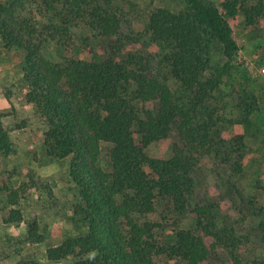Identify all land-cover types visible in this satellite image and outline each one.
<instances>
[{
	"label": "trees",
	"instance_id": "trees-1",
	"mask_svg": "<svg viewBox=\"0 0 264 264\" xmlns=\"http://www.w3.org/2000/svg\"><path fill=\"white\" fill-rule=\"evenodd\" d=\"M27 4L40 6L53 22L42 24L39 30L31 14L25 13ZM237 16L248 27L264 22V0L251 4L222 0L219 6L185 0L178 12L159 8L150 13L145 29L151 42L169 47L163 60L177 85L174 93L152 72L148 57L121 54L125 45L120 34L122 15L114 0H9L0 5V44L23 54V101L34 108L43 126L46 157H71L68 180L76 200L72 218H79L86 228L85 233L66 235L58 245L47 248V262L156 264V258L163 256L171 264H209V250L232 253L239 247L240 237L232 228L217 226L215 204L195 205L193 227L176 231L166 244L155 238L157 224L137 219L154 212L157 198L169 199L175 213H184L194 193L193 172L202 157L213 156L226 165L228 177L242 172L243 134L233 135L229 149L223 150L224 142L211 136L214 112L207 109L205 118L198 116L226 73V64L214 66L210 61L213 45H219L227 62L238 51L229 23ZM78 24L111 40L109 52L89 61L45 59L42 50L49 43L70 47L71 30ZM151 102L156 103L155 111H139ZM241 104L238 122L248 125L256 100L243 93ZM5 116L0 110V157L13 151L11 130L2 121ZM173 128L182 146L172 144L169 159L149 155L148 146L167 141ZM101 143L111 145L107 153L110 171L98 164ZM1 185L4 224L25 223L21 203L30 205L39 186L50 191L31 170L16 187L8 181ZM29 222L25 243H42L40 221L33 217ZM14 264L41 263L30 253ZM232 264H264V259L242 262L233 256Z\"/></svg>",
	"mask_w": 264,
	"mask_h": 264
},
{
	"label": "rangeland",
	"instance_id": "rangeland-1",
	"mask_svg": "<svg viewBox=\"0 0 264 264\" xmlns=\"http://www.w3.org/2000/svg\"><path fill=\"white\" fill-rule=\"evenodd\" d=\"M201 1L219 6L222 0ZM246 1L251 4L256 0ZM8 2L9 0H0V5H6ZM114 3L122 15L120 34L125 45L121 54L132 53L148 57L152 72L158 74L162 82L175 93L177 85L171 79L163 60V55L169 47L151 42L145 27L151 12L159 8L178 12L185 7V0H114ZM27 12L31 14L30 17H33L39 30L42 24L53 22L50 15L44 13L37 4H27L25 13ZM229 23L238 51L233 59L227 62L219 45H213L210 61L214 66L226 64V73L212 99L204 105V109L198 111V116L200 119L205 118L207 109L214 112L216 125L211 136L224 142L223 150L229 149L227 143L233 135L243 134L246 154L242 172L238 176L228 177L229 170L226 165L221 164L213 156L202 157L193 172L194 193L188 198L184 213H175L169 199L157 198L154 202V212L137 218L139 222L157 224L155 238L166 244L172 241L176 231L193 227L191 209L195 205H217V226L232 228L240 237L241 244L232 253L220 248L215 251L209 250L207 258L209 264H232L233 256L242 262L264 259V22L259 21L248 27L243 18L237 16L229 20ZM71 34L73 37L69 48L61 49L49 43L43 47V57L54 63H60L67 58L89 61L94 56L103 57L109 52L111 40L98 36L82 24L74 27ZM18 53L13 58L22 62L23 54L21 51ZM18 89L21 93V84L17 86L16 90ZM8 92L12 94L13 91ZM243 93L253 96L257 104L248 125L238 122L242 118ZM142 109L155 111L156 103L140 106L139 111ZM20 119L21 116L18 115L16 124H19ZM32 121L37 123L38 130L39 126L40 130H43L36 115ZM172 144L182 146L175 128L170 132L167 141L150 144L147 153L154 157L169 159L172 156ZM110 147L111 145L107 143L100 144L98 164L105 171L111 170L107 157ZM12 150L8 156L0 157V264H14L30 253L41 264L70 263V260L59 263L47 262L44 259V252L47 248L58 245L64 236L80 235L86 231L79 218H72L71 207L76 200L73 185L68 180L71 157L63 160L46 159V156L44 158L41 139L38 138L30 141L14 138ZM42 167H46L47 171ZM40 169L45 173L39 174ZM27 170L42 178L43 184H47L50 191L39 186V189L32 193L30 205L21 203L25 223L4 224L2 181H8L10 186L16 187L23 180V174ZM33 217L40 221V233L44 236V241L29 245L25 243L24 237L30 227L29 221ZM156 264L171 263L160 256L156 258Z\"/></svg>",
	"mask_w": 264,
	"mask_h": 264
},
{
	"label": "crops",
	"instance_id": "crops-1",
	"mask_svg": "<svg viewBox=\"0 0 264 264\" xmlns=\"http://www.w3.org/2000/svg\"><path fill=\"white\" fill-rule=\"evenodd\" d=\"M18 52V50L4 49L0 44V110H7V116H5L2 121L5 125H15L14 128L8 126L11 130L10 136L12 140L14 138H19L30 141L38 138L41 139L42 145L43 130H40L41 126H39L38 130L36 126L37 123L32 121V118L36 115L35 110L31 105L23 101L24 89H21V93L19 89L18 91L16 90L17 86L21 84V60L13 58V56L17 55ZM9 90L13 91L12 94H9ZM6 94L9 96V101L6 99ZM18 115L21 116V119L19 120V124H16ZM43 156L44 158L46 156L44 148ZM46 159H48V157ZM42 169L47 171L46 167H42ZM43 173L45 172L40 169L39 174Z\"/></svg>",
	"mask_w": 264,
	"mask_h": 264
}]
</instances>
